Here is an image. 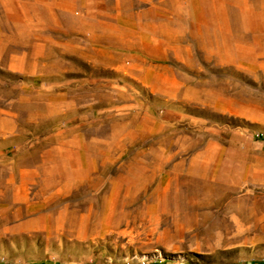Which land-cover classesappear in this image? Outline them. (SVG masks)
I'll return each instance as SVG.
<instances>
[{
  "label": "rangeland",
  "instance_id": "obj_1",
  "mask_svg": "<svg viewBox=\"0 0 264 264\" xmlns=\"http://www.w3.org/2000/svg\"><path fill=\"white\" fill-rule=\"evenodd\" d=\"M0 206V264L264 263V0H0Z\"/></svg>",
  "mask_w": 264,
  "mask_h": 264
},
{
  "label": "crops",
  "instance_id": "obj_2",
  "mask_svg": "<svg viewBox=\"0 0 264 264\" xmlns=\"http://www.w3.org/2000/svg\"><path fill=\"white\" fill-rule=\"evenodd\" d=\"M1 208V206H0ZM13 228L12 231H10L11 234H21V235H27L32 233L36 229H45V238L49 239L53 235V232H49L50 228V221L48 219V216L46 214V208H45V214L41 216H32L28 217L27 219L15 221L12 225ZM46 243L47 240H45ZM53 252V248H50L48 244L45 245V256L42 257H28L26 258L25 262H22L20 264H60L58 260H56V257L51 254ZM18 263V262H15Z\"/></svg>",
  "mask_w": 264,
  "mask_h": 264
},
{
  "label": "built area",
  "instance_id": "obj_3",
  "mask_svg": "<svg viewBox=\"0 0 264 264\" xmlns=\"http://www.w3.org/2000/svg\"><path fill=\"white\" fill-rule=\"evenodd\" d=\"M261 264H264V263H261Z\"/></svg>",
  "mask_w": 264,
  "mask_h": 264
}]
</instances>
